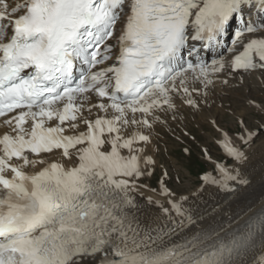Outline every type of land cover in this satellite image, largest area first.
Returning a JSON list of instances; mask_svg holds the SVG:
<instances>
[{"label": "snow or ice", "instance_id": "obj_1", "mask_svg": "<svg viewBox=\"0 0 264 264\" xmlns=\"http://www.w3.org/2000/svg\"><path fill=\"white\" fill-rule=\"evenodd\" d=\"M226 35L227 60L216 51ZM226 68L264 73V0H0V264H264V210L230 231L201 226L167 171L168 207L157 206L170 223L145 226L131 211L158 129L184 106L199 111ZM238 124L245 146L264 133V121ZM216 171L203 180L247 183L235 167Z\"/></svg>", "mask_w": 264, "mask_h": 264}, {"label": "rangeland", "instance_id": "obj_2", "mask_svg": "<svg viewBox=\"0 0 264 264\" xmlns=\"http://www.w3.org/2000/svg\"><path fill=\"white\" fill-rule=\"evenodd\" d=\"M252 73H250L251 77L254 76ZM258 74L255 75L256 77L254 76V80H257L256 85L249 88L246 83L249 73H236L227 76L229 81L227 89L230 95L217 99L216 93L212 92L211 96L214 94V98L210 103L201 101L199 113L203 115V119H197L199 114L196 116V111L192 109L190 111L195 113L194 116L187 115L185 111L189 108L184 106L181 113L182 119L171 121L170 127L158 129L159 151L155 154L156 167L151 177L142 178L141 183L149 182L150 189L158 191L159 181L163 173L167 171V186L177 196H180L193 189L199 188L200 190V187L205 184L204 173L218 177L215 167L218 163H225L231 168L235 161L223 153V147L220 144L222 143L220 140L222 141L223 138L222 133L226 132L235 141L236 146L244 150L249 146L241 144L236 139L240 132L238 120L242 117L254 132H256L257 126L264 121V115L260 114L252 103H264V73L259 71ZM227 83H223L224 86ZM249 93H251V97H249ZM254 140L257 143L263 142L264 133H258ZM255 142L254 144H256ZM205 150H207V154Z\"/></svg>", "mask_w": 264, "mask_h": 264}, {"label": "bare ground", "instance_id": "obj_3", "mask_svg": "<svg viewBox=\"0 0 264 264\" xmlns=\"http://www.w3.org/2000/svg\"><path fill=\"white\" fill-rule=\"evenodd\" d=\"M231 55V53H227L224 55V58L227 60ZM236 73L238 72H232L230 69L226 68L225 71L215 74L213 76L214 85L211 86V89L214 88V90H210L207 102L210 103L214 98V94L211 96L212 92L216 93L217 99H222L224 96L230 95L229 90L227 89L229 81L226 77ZM258 73L259 71L253 72L252 74L255 76ZM254 76L251 77L250 74L247 76V88L256 85L257 80H254ZM250 78H252L254 81ZM225 80L228 82L226 86L223 84V81ZM249 97H251V93H249ZM188 111H190V109L185 111L187 112V115L190 114L194 116L196 113V116L199 114L197 119H203V115L199 113V111H196L194 114L193 112ZM3 130L4 129H0V132ZM220 142L222 141L220 140ZM255 143L256 144H251V147L244 149L248 157L244 163L240 164L234 162L233 166H231V168L235 167L241 173L242 177L247 181V183H233L231 185L233 190L226 191L217 185L205 182L204 186L200 187V190L196 187L197 189H193L185 194L180 195L188 197L185 207H189L194 212H199L204 216V220L199 222L201 226L222 225L226 230L230 231L243 225L244 222L248 220L250 216H253L254 213L264 210V141ZM225 156L228 157L227 155ZM216 175H218V172ZM141 184L145 185V187L133 193L138 207L132 209L131 211L145 226L151 225L155 227L156 225L170 223L167 220V217L163 215L161 209L157 206V202H160L164 204L165 207H168L165 197L160 194V186L158 191H152V189H150L151 184L149 182ZM149 197L151 198L152 203H149ZM254 255L258 260L259 256L261 255V250L259 247H257L255 250ZM248 259L252 261L251 256ZM85 264H89V262L86 261Z\"/></svg>", "mask_w": 264, "mask_h": 264}]
</instances>
